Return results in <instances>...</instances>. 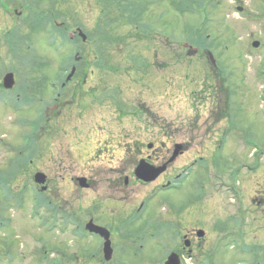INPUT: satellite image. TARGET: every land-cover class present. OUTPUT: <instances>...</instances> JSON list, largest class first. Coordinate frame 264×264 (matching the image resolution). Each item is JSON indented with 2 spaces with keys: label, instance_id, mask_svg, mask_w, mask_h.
I'll list each match as a JSON object with an SVG mask.
<instances>
[{
  "label": "rangeland",
  "instance_id": "374dc122",
  "mask_svg": "<svg viewBox=\"0 0 264 264\" xmlns=\"http://www.w3.org/2000/svg\"><path fill=\"white\" fill-rule=\"evenodd\" d=\"M232 1L0 0V264H163L192 228L205 236L181 264H264V36ZM75 64L85 83L66 81ZM151 144L169 169L136 183ZM124 169L128 184L114 183ZM37 172L48 187L35 208ZM90 219L111 233L109 262L83 235Z\"/></svg>",
  "mask_w": 264,
  "mask_h": 264
},
{
  "label": "flooded vegetation",
  "instance_id": "af4514ba",
  "mask_svg": "<svg viewBox=\"0 0 264 264\" xmlns=\"http://www.w3.org/2000/svg\"><path fill=\"white\" fill-rule=\"evenodd\" d=\"M251 5L249 10L246 12H244V7L242 5V1L241 0H234L232 1L233 3V10L234 13H236L238 16L241 15L243 18V21L249 24L251 22H261L262 25H264V0H250ZM73 38H75V36H73ZM80 72V73H79ZM88 72V70H82L80 71L78 68L76 69L75 75H77V73L79 74V76H77V80H79V78H81V82L85 83L86 78H85V74ZM150 151L151 154L146 155L145 156V160L147 161V163L151 164V165H161L163 163H165L163 161V159L156 157V152H160L161 148L158 149H154L152 148ZM153 156V157H152ZM155 157V158H154ZM159 161V162H158ZM161 161V162H160ZM135 166H133L134 168ZM169 169V167L167 168V170ZM129 169H124L121 175H124L125 171H128ZM120 178V176H119ZM131 180H135L134 176L131 175ZM114 181V179H113ZM136 181V180H135ZM88 182V180H87ZM118 182L117 184H124L127 185L128 184V177H126L124 175V178L122 180H118V181H114V183ZM136 183H138V181H136ZM89 186L90 183L88 182ZM183 237H185V239L189 242V249H191L192 251H194L196 249L197 244L200 242V240H198L195 236V231H190L187 235H183ZM199 241V242H198ZM188 250V249H187ZM187 250H182L183 253H185ZM192 253V252H191ZM189 253V254H191ZM191 257V256H190Z\"/></svg>",
  "mask_w": 264,
  "mask_h": 264
},
{
  "label": "water",
  "instance_id": "95a60500",
  "mask_svg": "<svg viewBox=\"0 0 264 264\" xmlns=\"http://www.w3.org/2000/svg\"><path fill=\"white\" fill-rule=\"evenodd\" d=\"M3 84H4L5 89L12 88V85H13L12 76L7 75L4 78ZM180 149H181L180 146L177 147V149L175 150V153L173 155L172 160L177 156ZM164 169H165V167H162L160 169H154V168L149 167L146 164H144V162H141L138 165V167L136 168L135 176L138 180L148 183V182L154 181L164 171ZM34 180L37 184H40V185L44 184V182H45V178L42 174L35 175ZM78 183H79L80 188H87L88 187L85 179H79ZM44 189L45 188H43V190ZM85 228L88 230V232L96 234L104 240V245H103L104 259L108 261L111 258V253H112L111 248H110L109 233L103 228H99V227L94 226L91 221L86 225ZM166 264H179L178 258L175 255H171L168 258V261Z\"/></svg>",
  "mask_w": 264,
  "mask_h": 264
},
{
  "label": "bare ground",
  "instance_id": "6f19581e",
  "mask_svg": "<svg viewBox=\"0 0 264 264\" xmlns=\"http://www.w3.org/2000/svg\"><path fill=\"white\" fill-rule=\"evenodd\" d=\"M255 45H256V49H255V50H259V49H261V50H259L258 52H261V51L264 49V48L262 49V47L259 48L258 43H256Z\"/></svg>",
  "mask_w": 264,
  "mask_h": 264
}]
</instances>
